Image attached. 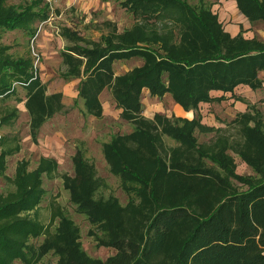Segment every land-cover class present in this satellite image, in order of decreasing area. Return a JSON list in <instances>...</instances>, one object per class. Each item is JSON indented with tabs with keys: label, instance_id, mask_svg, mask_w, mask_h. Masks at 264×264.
I'll return each instance as SVG.
<instances>
[{
	"label": "trees",
	"instance_id": "obj_1",
	"mask_svg": "<svg viewBox=\"0 0 264 264\" xmlns=\"http://www.w3.org/2000/svg\"><path fill=\"white\" fill-rule=\"evenodd\" d=\"M115 1L135 16L134 25L119 31L110 23L113 28L99 40L64 27L61 35L70 43L61 51L60 76L80 79L75 104L82 101L84 113L103 117L100 95L108 89L120 116L133 126L102 145L111 171L130 195L127 204L114 194H99L105 183L82 147L73 155L74 173L62 175L98 246L116 252L107 259L91 256L79 225L58 204L50 221L57 222L54 232L33 215L47 192L44 175L59 166L57 159L42 156L33 170L29 160H20L8 178L14 189L0 192V264H37L50 252L58 256L57 264H264V113L237 94L241 88L264 92V38L247 35L243 27L233 35L208 0ZM235 1L251 23L264 27V0ZM44 2L0 0V100L18 97L19 87L26 90L18 101L25 102L35 143L44 124L65 110L64 93H48L34 58L14 56L2 39L17 30L35 35V23L50 16ZM134 58L143 64L116 73V62ZM146 89L152 96L171 94L195 115L147 117ZM228 99L247 105L229 121L234 136L204 123L201 113L205 104L222 108ZM19 112L17 107L5 112L1 123L12 122ZM198 132L217 136L200 142ZM0 146L1 178L8 156L21 147H6L4 137ZM233 153L253 174L237 171ZM41 236L40 245L32 242Z\"/></svg>",
	"mask_w": 264,
	"mask_h": 264
},
{
	"label": "rangeland",
	"instance_id": "obj_2",
	"mask_svg": "<svg viewBox=\"0 0 264 264\" xmlns=\"http://www.w3.org/2000/svg\"><path fill=\"white\" fill-rule=\"evenodd\" d=\"M32 0H10L12 4H21ZM214 4L213 9L221 13V17L226 24L238 20V17L231 11L234 1L229 0H208ZM197 3L198 0H190ZM50 6V16L46 21H37L35 27L37 33L32 35L23 30L7 32L4 34L2 42L12 46L10 51L14 56H31L34 61L39 59L38 68L42 80L47 83L48 91H58L64 93L65 110L56 114L48 120L41 128L39 142L35 143L30 136L29 121L30 116L24 102L18 99L25 97H9L0 100V117L14 107H17L19 115L9 123H3L0 131L5 139L6 147L20 145V150L8 156L6 177L0 178V192H7L14 189L13 184L8 179L15 176L16 167L20 160L30 161L29 169L33 170L39 164L42 156H49L57 159L59 166L52 175H44V188L46 195L33 215L44 224L49 225L52 216L53 204L60 205L65 212L74 219L81 229V240L84 249L93 257L107 259L116 252L109 247H100L97 240L90 234L93 228L87 217L76 211L75 206L70 201L69 191L64 187L62 175L64 173L73 174V155L78 147L86 151V156L96 164L98 173L105 185L100 189L99 194L109 196L114 194L122 204H127L130 195L124 190L120 176L114 174L102 152V145L109 141L115 133H128L132 131L131 123L124 120L121 110L116 108L113 97H110L107 90L101 97L104 105V116L97 118L94 115L83 112V102L75 104L78 91V80H65L60 74L64 71L65 65L61 57V51L70 41L61 35L64 27H71L79 31L82 35L92 40H99L102 34L111 31L113 23L119 31L130 28L136 22L135 16L115 0H45L44 4ZM222 7L229 12L221 11ZM223 12V13H222ZM230 16V18H229ZM229 18V20H228ZM109 22V24H108ZM259 30L260 27L251 24ZM254 28H251L254 29ZM248 35V33H247ZM143 64L140 58L127 61L116 62V73L123 74L135 66ZM264 78V72L262 73ZM26 90L18 88V94L24 96ZM237 94L245 98L249 103H255L264 113V92L262 90L253 91L249 88H241ZM66 95V97H65ZM144 114L152 118L156 112L190 117L195 112H186L182 107L178 108L170 94L164 97L152 96L148 90L144 91ZM220 109L211 107L201 110L202 116L206 117V123L216 127H224L228 135L234 136L236 129L229 125L238 111L246 110L245 103L234 99L221 103ZM215 117V118H214ZM204 119V118H203ZM209 125V124H208ZM200 142L213 141L217 133L198 132ZM168 144L173 145L174 141L166 137ZM2 147L0 146V152ZM241 174H253L252 169L247 166L241 158L234 154ZM57 222L50 224L51 231L54 232ZM45 236L32 239L36 245H40ZM58 256L53 252L45 255L37 264H57ZM17 264H24L17 260Z\"/></svg>",
	"mask_w": 264,
	"mask_h": 264
},
{
	"label": "crops",
	"instance_id": "obj_3",
	"mask_svg": "<svg viewBox=\"0 0 264 264\" xmlns=\"http://www.w3.org/2000/svg\"><path fill=\"white\" fill-rule=\"evenodd\" d=\"M229 1H234L233 2V6L231 7V11L232 12H234V14H236L237 15V17H238V20H234L233 21V19H232V22H235L234 24H226V28H227V30H229L233 35H235V34H237L240 30H241V28L243 27V29L245 30V31H247V33H248V35H252V34H255V33H258V35L259 36H261L262 38H264V27H263V24L261 23V22H257V23H251L243 14H242V12L237 8V4H236V1L235 0H229ZM222 9L223 10H221V11H226V9H225V7H222ZM222 12V13H223ZM226 12H229L228 11V9H227V11ZM225 13V12H224ZM221 14V13H220ZM222 18V17H221ZM229 18H230V16H229ZM229 18H228V20H229ZM251 24H253V25H257L258 27H260L259 28V30L258 31H256V29L254 28V27H252V25ZM251 28H254V29H252L251 30ZM115 66H116V64H115ZM115 70H116V68H115ZM73 80H76V79H73ZM79 81L80 80H78V84H79ZM108 89H106V90H104L103 92H102V94L100 95V97H102V95L107 91ZM147 90V89H146ZM145 91V90H144ZM54 92H58V91H52V92H49L48 91V93H54ZM77 93H78V91H77ZM109 95H110V97H113L112 96V93L110 92V90H109ZM171 95V94H170ZM18 97H26V94L24 95V96H22V95H17ZM78 96V94H76V97ZM230 96V95H229ZM16 97V96H15ZM65 97H66V95H65ZM228 100H231V99H228ZM82 102V101H81ZM24 104H25V102H24ZM177 106H178V108H181V106L180 105H178L177 103H175ZM214 106V105H213ZM212 105H204L203 106V109H206V110H208V109H210L211 107H213ZM217 106H215L214 108H216ZM218 108H220V107H217V109ZM244 111H245V109H244ZM238 112H240V111H238ZM237 114V113H236ZM193 116H194V113L192 114V116H190L189 118H193ZM236 116V115H235ZM203 121H204V123H206V117H204V115H203ZM215 118V117H214ZM209 125H211L210 123H208Z\"/></svg>",
	"mask_w": 264,
	"mask_h": 264
},
{
	"label": "built area",
	"instance_id": "obj_4",
	"mask_svg": "<svg viewBox=\"0 0 264 264\" xmlns=\"http://www.w3.org/2000/svg\"><path fill=\"white\" fill-rule=\"evenodd\" d=\"M39 59H40V58H38V60L35 61V67H36V68H38ZM20 84H21V83H15L16 86H19ZM1 126H2V123H1V120H0V128H1ZM2 137H3V134H2L1 131H0V139H1Z\"/></svg>",
	"mask_w": 264,
	"mask_h": 264
}]
</instances>
